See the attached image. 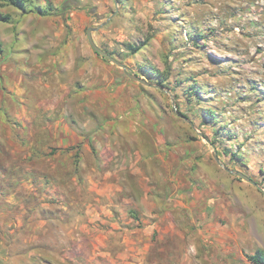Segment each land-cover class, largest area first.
<instances>
[{
  "label": "rangeland",
  "instance_id": "rangeland-1",
  "mask_svg": "<svg viewBox=\"0 0 264 264\" xmlns=\"http://www.w3.org/2000/svg\"><path fill=\"white\" fill-rule=\"evenodd\" d=\"M22 1L0 0V264H236L264 252V222L246 214L255 247L228 245L224 197L252 185L223 168L264 191V0H117L116 14L113 0ZM89 27L128 74L162 80L174 106L96 55ZM81 86L118 104L70 101ZM101 122L113 149H93ZM125 162L140 171L131 205L103 177Z\"/></svg>",
  "mask_w": 264,
  "mask_h": 264
},
{
  "label": "crops",
  "instance_id": "crops-1",
  "mask_svg": "<svg viewBox=\"0 0 264 264\" xmlns=\"http://www.w3.org/2000/svg\"><path fill=\"white\" fill-rule=\"evenodd\" d=\"M94 81L95 82L93 83L91 88H96V87L99 86L98 78H96V80L94 79ZM119 83H120L119 81H116L115 79H111L110 80V84H109V87H110L111 91H113V86L114 87L115 86H119ZM61 87H64V86L62 85ZM100 96L101 95H100L98 89H97V91H95V90L93 91V89L87 91L86 87L81 86L78 90H76V92H74V98L72 97L70 99V101L77 102V103H80V104L85 103V102L93 104V103H99L101 101L100 98H99ZM129 99H130V96H128V100ZM66 100L67 99H65V101ZM117 101H118V96H113V94H111V95H106L105 99H104V102L103 101H101V102L109 103L110 104L109 107H112V106H116L118 104ZM79 112H82V111L80 110ZM104 122L106 124L108 122V127L109 128H113V127L116 126L115 123L113 124L112 121H107L106 122V120H104ZM98 126L102 127L104 125L101 122L100 124H98L96 126L94 131L90 132V134H89V138L91 136L96 135V142H94L95 147L93 149L95 150V148H96L97 150H99L101 147L105 148L106 150L107 149L108 150L113 149L112 148L113 145L110 143V141H106V142H103L101 144L100 139H97L98 135H99ZM81 127L84 128L86 126H85V124H83ZM68 128L71 129V127H68ZM124 132H121L120 134L122 135ZM96 163H97V167L101 168L102 167L101 164H103L104 162H102L101 159H98ZM111 164L112 165H110V169H108V170L103 172L104 179H107V178H109V180L115 179V181H117L118 183H120L122 185H120L118 187L116 184L112 183V184L108 185V186H110V187H108V191L112 190L113 193L124 191L125 192V196L128 199L127 200L124 199L123 201L125 203H128V205H129V202H130V205L134 204V200H136L137 198L127 194V193H129V191L132 190L130 187H127V184H128V182L131 179L134 180V178H136V176L138 175V173L140 171L138 169L134 168L133 167L134 165L131 164V163L126 164V162H125L124 165L120 164V166H118V164H114V163H111ZM110 170H112V172H110ZM98 173H101V171H98ZM140 180H141V178H140ZM233 187H234L233 188V193L234 194L232 195V197L230 199L227 196L224 197V199H225V208L226 209H231V211H232V212L230 211L227 214V216L229 217L228 220L230 221V224H229V231L226 234V238L228 239V245L230 246V249L232 251H236V250L241 251V248H242V250H246L247 251L250 247L254 248L255 244H254V242L245 243V239L250 241L251 240V236L247 235V234H250V229L249 228H248L247 234H244V228H243L244 227V219H243L244 218V214H246L248 216V219H252L253 218V219H255V221H257V219L258 220L261 219L264 222V207L262 208V210H263L262 212H258L256 210V207L253 206V204H252V202H253L252 199L255 198L254 193H256V191H257L256 188H254L252 186H249V187L246 186L245 187V186H242L241 184H237V183L235 185H233ZM145 196H147V195L145 194ZM235 200L238 201V203H242L243 202V206L240 207V209L242 210L243 213L241 211H239L238 207L235 204ZM166 212L169 213L168 210ZM151 225L154 226V224L150 223L149 226L152 227ZM258 231L260 232L261 236L263 237L264 236V224L263 223H262L261 226H259V230ZM252 239H254V238H252ZM242 259L244 260V258L241 256V258L238 257V259L237 260H233V262L236 263V264H252L251 262L249 263L248 261H246L244 263V262H242Z\"/></svg>",
  "mask_w": 264,
  "mask_h": 264
},
{
  "label": "water",
  "instance_id": "water-1",
  "mask_svg": "<svg viewBox=\"0 0 264 264\" xmlns=\"http://www.w3.org/2000/svg\"><path fill=\"white\" fill-rule=\"evenodd\" d=\"M113 2H114V6H115V13H114V14H116L117 9H118V3H117V0H113ZM110 19H111V17L108 18V19L106 20V22L102 23L100 27H103L107 22H109ZM97 29H98V28H92V27H89V28L87 29V31H86V36H87L88 43H89L90 47L93 49V51H94L96 54L102 56L103 58L108 59L110 62H112L113 64H115L117 67H119V68L123 71V73H124L129 79H131V80H133V81H136V82H138V83H140V84H142V85H145V86H147V87L157 88V89H159V90H161V91H164L166 94H168V95L170 96V98H171V102H172V105L174 106V99H173L172 95L170 94V92H169L168 90H164L163 88H161V87H159V86H155V85L149 84L148 82L142 80L141 78H139V77L136 76V75L128 74V72H127V68H126V66H125L124 64H122L121 62L117 61L116 59L112 58L110 55H108L107 53H105L104 51H102V50H101V49L95 44V42L93 41L92 36H91V33H92V32H95ZM175 112H176V115H177V116H179V117L183 118L184 120H186L185 117L179 115V113L177 112V109H176V108H175ZM190 124H191V123H190ZM214 160H215V162H216L218 165L222 166V164H221L220 161L218 160L216 154L214 155ZM222 167H223V166H222ZM223 168H224V170H226L228 173L233 174V175H236L238 178H240V179H242L243 181H245V182L251 184L252 186L256 187L257 189H259L261 192L264 193V191L262 190V188H260V186H259L258 184H256L255 182H253V181H252L250 178H248L246 175H244V174H242V173H240V172H237V171H231V170H229V169H227V168H225V167H223Z\"/></svg>",
  "mask_w": 264,
  "mask_h": 264
},
{
  "label": "trees",
  "instance_id": "trees-1",
  "mask_svg": "<svg viewBox=\"0 0 264 264\" xmlns=\"http://www.w3.org/2000/svg\"><path fill=\"white\" fill-rule=\"evenodd\" d=\"M11 2L12 5H14L15 7L19 8V7H23V1L22 0H9ZM65 9V5H63L62 10ZM48 9H45L44 8H41L38 10V12L41 14V15H45L47 13ZM62 13V12H61ZM61 13L57 10L56 12H54V14H51V15H55V16H59L61 15ZM64 13V12H63ZM1 19H3L4 21H6L8 19V16L5 15V16H0ZM147 45V42H143L139 45H130V44H127L126 45V50L129 52V54H136L138 53L143 47H145ZM96 54V53H95ZM98 55V54H96ZM108 55H110L108 53ZM141 73H142V76H146V73L148 76H153L154 73H152L150 70H148L147 68H144L143 70H141ZM160 87L162 88H166L164 82L162 80H159L158 83H157ZM225 154L227 152H224ZM248 260L252 263V264H264V253L261 252V251H256V253H254L253 255H249L248 256Z\"/></svg>",
  "mask_w": 264,
  "mask_h": 264
}]
</instances>
